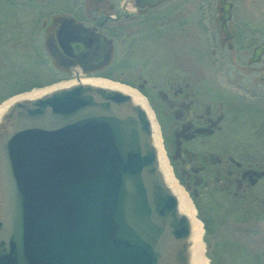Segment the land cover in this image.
Returning a JSON list of instances; mask_svg holds the SVG:
<instances>
[{"label":"flooded vegetation","instance_id":"af4514ba","mask_svg":"<svg viewBox=\"0 0 264 264\" xmlns=\"http://www.w3.org/2000/svg\"><path fill=\"white\" fill-rule=\"evenodd\" d=\"M26 1L0 0V24ZM64 5L44 28L43 56L35 22L0 39L2 59L18 47L26 62L43 58L62 77L111 69L150 114L202 224L209 264H264V0Z\"/></svg>","mask_w":264,"mask_h":264},{"label":"water","instance_id":"95a60500","mask_svg":"<svg viewBox=\"0 0 264 264\" xmlns=\"http://www.w3.org/2000/svg\"><path fill=\"white\" fill-rule=\"evenodd\" d=\"M75 80L0 116V264H188L147 112Z\"/></svg>","mask_w":264,"mask_h":264},{"label":"rangeland","instance_id":"374dc122","mask_svg":"<svg viewBox=\"0 0 264 264\" xmlns=\"http://www.w3.org/2000/svg\"><path fill=\"white\" fill-rule=\"evenodd\" d=\"M23 4L25 5L15 15L3 19L4 22L0 24V39L14 40V34H18L19 31L22 33L28 31L30 24L33 26L36 22L37 48L40 56H43L44 28L48 25L51 16L65 10V0H27ZM32 7L36 11H34ZM16 49L17 56H15L11 62L3 60L0 53V106L14 97L25 95L33 91H45L58 85L75 81V78L71 75L62 77L51 67V64L44 63L42 57V59H38L37 64L26 62L24 52L20 51L18 47H16ZM1 51L2 48L0 43V52ZM110 70L106 69L102 71L100 75H88L80 79L99 78L126 86L117 82L115 78H112ZM30 87L33 88L28 89ZM149 120L151 121V118ZM155 151L158 153V150L155 149ZM159 151L163 154V149H161V147ZM202 242L204 251L206 252L204 254L205 258L209 261L208 259H210V257L207 256L209 249L208 242L204 240V237L202 238ZM227 262L228 264H242L241 261L237 260Z\"/></svg>","mask_w":264,"mask_h":264},{"label":"bare ground","instance_id":"6f19581e","mask_svg":"<svg viewBox=\"0 0 264 264\" xmlns=\"http://www.w3.org/2000/svg\"><path fill=\"white\" fill-rule=\"evenodd\" d=\"M80 84H88L92 86H101L104 88H109L115 91H119L127 96L130 97L133 104L141 107L143 110L147 112V109L142 101V99L131 89H129L126 86L109 82L107 80L103 79H80ZM76 80L73 82H68L65 84L58 85L54 88L45 90V91H33L31 93L21 95L18 97H14L13 99L3 103V105L0 106V116L3 114V112L6 110V108L12 104L14 101L18 100H32L37 99L41 97L44 94H47L51 91L66 88L71 85H75ZM147 116L150 118L149 113L147 112ZM151 140L153 147L158 150L157 153V162H158V171L162 177V180L165 184V186L169 189L171 194L176 198L177 200V209L180 214L185 215L190 223V235H189V247H188V264H207V260L204 256V246L202 242V228L201 224L197 219L195 218V211L189 201V199L186 197L185 193L176 185L175 181L173 180L170 171L167 166V161L164 159L163 154L159 151L160 149V141L157 133V129L153 122L151 121ZM162 149V148H161ZM162 151V150H161ZM160 152V153H159Z\"/></svg>","mask_w":264,"mask_h":264},{"label":"trees","instance_id":"16d2710c","mask_svg":"<svg viewBox=\"0 0 264 264\" xmlns=\"http://www.w3.org/2000/svg\"><path fill=\"white\" fill-rule=\"evenodd\" d=\"M34 87H36V86H34ZM31 88H33V87H30V88H28V89H31ZM25 91V90H24Z\"/></svg>","mask_w":264,"mask_h":264}]
</instances>
